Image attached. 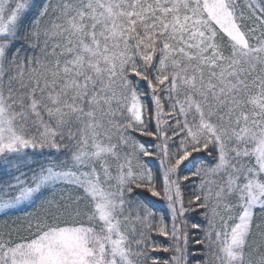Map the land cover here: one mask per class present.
I'll use <instances>...</instances> for the list:
<instances>
[{"label": "snow or ice", "instance_id": "obj_1", "mask_svg": "<svg viewBox=\"0 0 264 264\" xmlns=\"http://www.w3.org/2000/svg\"><path fill=\"white\" fill-rule=\"evenodd\" d=\"M0 264H264V0H0Z\"/></svg>", "mask_w": 264, "mask_h": 264}, {"label": "trees", "instance_id": "obj_2", "mask_svg": "<svg viewBox=\"0 0 264 264\" xmlns=\"http://www.w3.org/2000/svg\"><path fill=\"white\" fill-rule=\"evenodd\" d=\"M143 139H147V138H143ZM146 159H152V158H146ZM141 191H143V190H141ZM145 196L148 197L147 202L149 203V206L152 207L153 210L156 211L158 215L164 214V209L166 208L165 203L161 202L159 200V198L150 197V195L147 194L146 192H145ZM30 210L31 209H29V211ZM22 215H23V212H13L9 219L15 218L16 216H22ZM194 219L199 220L200 218L197 215ZM193 231H196V230H193ZM154 239L158 243L163 244L165 246H168L171 243L170 239L165 238V237H154ZM152 255L159 258V259H168L169 256L171 255V253H166V252L160 251V252H154V253H152Z\"/></svg>", "mask_w": 264, "mask_h": 264}]
</instances>
